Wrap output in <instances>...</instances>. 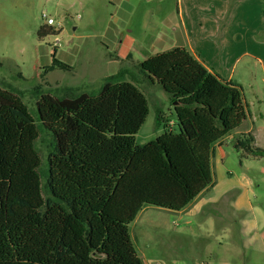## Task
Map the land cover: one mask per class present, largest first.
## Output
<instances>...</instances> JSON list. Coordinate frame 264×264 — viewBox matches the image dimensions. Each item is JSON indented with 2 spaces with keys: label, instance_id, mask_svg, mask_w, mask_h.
<instances>
[{
  "label": "trees",
  "instance_id": "obj_1",
  "mask_svg": "<svg viewBox=\"0 0 264 264\" xmlns=\"http://www.w3.org/2000/svg\"><path fill=\"white\" fill-rule=\"evenodd\" d=\"M55 54L45 70H69ZM138 70L168 96L178 129L142 145L135 136L148 102L121 70L96 93H39L33 114L0 89V264H143L129 234L139 212H179L212 187L214 145L248 114L241 86L181 47ZM41 132L44 162L35 148ZM231 145L264 158L250 133L234 134Z\"/></svg>",
  "mask_w": 264,
  "mask_h": 264
},
{
  "label": "rangeland",
  "instance_id": "obj_2",
  "mask_svg": "<svg viewBox=\"0 0 264 264\" xmlns=\"http://www.w3.org/2000/svg\"><path fill=\"white\" fill-rule=\"evenodd\" d=\"M185 1L188 0H184L183 10H191L192 6ZM176 2L0 0V89L20 97L33 114L39 93L55 97L70 90L96 93L107 76L121 70L125 81L135 84L148 102L149 113L135 143L145 144L165 131L177 133L168 96L138 70V64L146 58L171 50L164 36L168 31L165 19L175 18ZM42 13L52 18L54 24L48 26ZM41 27L50 28L51 34L39 37ZM258 36L264 42V31L255 40ZM155 38L163 41L150 45ZM54 48L55 58L69 70H45L51 65ZM242 80V95L250 104V112L253 116L260 113L264 116L263 84ZM254 125V145L264 149V120ZM48 146L49 137L41 132L35 148L43 162ZM211 172L213 185L198 202L216 198V204L226 207L221 214L230 222L233 242L240 240L239 231L251 236L254 229H264V158L231 148L224 151L222 163L212 161ZM237 199L242 205L235 207ZM211 206L206 204V210ZM129 234L143 264L162 253L169 261L176 258L192 262L203 257L209 246L206 244L211 242V238L190 234L189 229L182 227V217L176 212L151 206L139 212L129 225Z\"/></svg>",
  "mask_w": 264,
  "mask_h": 264
},
{
  "label": "crops",
  "instance_id": "obj_3",
  "mask_svg": "<svg viewBox=\"0 0 264 264\" xmlns=\"http://www.w3.org/2000/svg\"><path fill=\"white\" fill-rule=\"evenodd\" d=\"M183 3L184 0H177L175 18L167 16L165 19L168 31L164 36L171 50L186 49L210 73L226 82L242 86V79H250L255 85L264 86V42L259 36L255 40L258 33L264 31V0H188L185 3L192 6L189 11L183 10ZM160 40L155 38L149 44L153 46ZM244 102L248 109L246 119L232 134L214 145L211 164L213 160L222 163L224 151L232 148L234 134L253 135L254 124L264 120L261 113L253 116L245 98ZM257 103L260 104V100ZM206 192L176 212L182 217V227L189 229L194 237L211 238L203 257H196L192 262L176 258L169 261L162 253L156 254L154 261L148 264H264V229H254L251 236L239 231L240 240L234 243L230 222L221 214L226 207L216 204V198L198 202ZM206 204L212 206L206 210ZM241 205L240 199L235 200V207Z\"/></svg>",
  "mask_w": 264,
  "mask_h": 264
},
{
  "label": "built area",
  "instance_id": "obj_4",
  "mask_svg": "<svg viewBox=\"0 0 264 264\" xmlns=\"http://www.w3.org/2000/svg\"><path fill=\"white\" fill-rule=\"evenodd\" d=\"M42 18H46L45 23L50 26L54 24V20L52 18H47L46 15L44 13L41 14Z\"/></svg>",
  "mask_w": 264,
  "mask_h": 264
}]
</instances>
